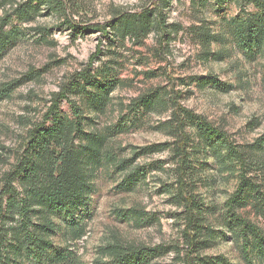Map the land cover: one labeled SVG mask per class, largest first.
<instances>
[{
	"label": "rangeland",
	"instance_id": "1",
	"mask_svg": "<svg viewBox=\"0 0 264 264\" xmlns=\"http://www.w3.org/2000/svg\"><path fill=\"white\" fill-rule=\"evenodd\" d=\"M26 1L0 0L1 31L14 30L16 37L0 53V195L29 129L54 107L72 117L70 105L80 106L84 132L107 134L105 149L114 160L95 167L92 192L75 213H52L57 229L50 253L69 248L79 264H109L112 255L103 249L117 244L147 248L143 264H248L230 217L250 221L264 235V146L251 148L264 135V53L250 56L238 48L228 21L255 8L238 0L205 6L61 0L65 18L34 0L40 10L23 19L16 9ZM145 9L159 21L146 36H123L113 27L123 15ZM101 91L100 110L92 93ZM149 95L158 105L134 104ZM179 107L195 115L179 127L183 132L172 116ZM197 122L251 153L253 169L244 172L228 160L220 141L201 139ZM134 172L136 180L127 182ZM240 173L261 196L248 190L230 208ZM11 186L20 193L15 181ZM179 191L185 200L176 199ZM133 210L143 213L141 222L127 219ZM79 226L85 232L75 238Z\"/></svg>",
	"mask_w": 264,
	"mask_h": 264
},
{
	"label": "trees",
	"instance_id": "2",
	"mask_svg": "<svg viewBox=\"0 0 264 264\" xmlns=\"http://www.w3.org/2000/svg\"><path fill=\"white\" fill-rule=\"evenodd\" d=\"M193 1L205 6L209 0ZM225 1L215 0L216 4ZM44 2L52 11L60 12L65 18L67 17L61 0H44ZM244 3L251 4L255 11L230 19L229 36L238 48L250 56L257 52L264 53V0H238L240 6ZM39 10L40 5L34 4V0H27L16 9L23 19H33ZM159 14L157 13L158 16ZM2 24L3 22L0 24V53L4 46L16 39L14 30L1 31ZM157 26H159L157 17L152 16V10L145 9L138 14L123 15L113 27L123 36L139 37L146 36ZM87 79L88 76L83 75V80ZM207 81L222 88L220 87L222 83H219L215 77L209 76ZM77 88L79 82L74 87ZM92 100L101 110L106 98L103 92H93ZM155 101L157 100L149 95L139 98L134 104L139 103L151 108L158 105ZM70 108L72 117L60 113L54 107L47 112L45 121L34 124L29 129L24 149L13 169L5 177L7 184L0 195V264H79L75 252L69 248L50 253L52 237L57 229L51 215L59 212L69 216L84 205L94 186L92 177L95 167L103 161L114 160V157L105 149L107 134L84 132L86 117L82 108L76 105H70ZM178 109L179 111L173 112L172 116L176 128L179 129L181 126L183 128L186 121L193 122L192 118L195 115L188 109L180 107ZM197 123L200 124L197 129L201 139L212 145L220 141L228 160L238 163L244 172L253 169L251 153L236 150L225 142V134L217 132L206 123ZM179 130L183 132V129ZM76 140L78 143H75ZM263 146L264 135L256 139L251 148L261 150ZM179 151L184 157V149ZM185 159L184 157V163ZM134 174L135 172L127 176V182L136 180ZM12 181L19 186L20 193L11 186ZM258 187L240 173L239 186L229 198L228 206L234 208L240 202L238 200L245 198L248 190L261 196ZM180 193L179 191L176 199L185 200ZM259 198L257 196V202ZM125 214L129 221L137 223L143 220L142 212L133 210ZM230 220L234 223L232 229L234 234L241 241L245 261L254 264L253 260H255L256 264H264L263 233L250 221L233 218V214ZM84 232V228L79 226L73 234L75 238H80ZM103 251L112 255L109 264H143L146 256L151 254L147 248L133 245L109 244ZM95 264L106 263L96 261Z\"/></svg>",
	"mask_w": 264,
	"mask_h": 264
}]
</instances>
